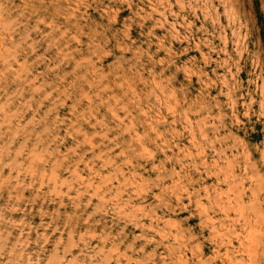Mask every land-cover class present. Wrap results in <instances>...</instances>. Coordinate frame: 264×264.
Listing matches in <instances>:
<instances>
[{
	"label": "rangeland",
	"instance_id": "rangeland-1",
	"mask_svg": "<svg viewBox=\"0 0 264 264\" xmlns=\"http://www.w3.org/2000/svg\"><path fill=\"white\" fill-rule=\"evenodd\" d=\"M0 264H264V0H0Z\"/></svg>",
	"mask_w": 264,
	"mask_h": 264
}]
</instances>
